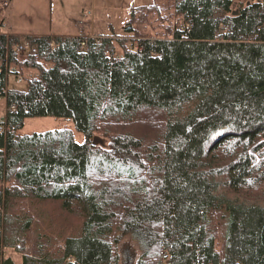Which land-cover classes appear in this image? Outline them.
<instances>
[{"label": "trees", "instance_id": "trees-1", "mask_svg": "<svg viewBox=\"0 0 264 264\" xmlns=\"http://www.w3.org/2000/svg\"><path fill=\"white\" fill-rule=\"evenodd\" d=\"M8 3L0 264H264V0L131 4L121 34L60 36L5 32ZM43 116L74 129L19 131Z\"/></svg>", "mask_w": 264, "mask_h": 264}, {"label": "rangeland", "instance_id": "rangeland-1", "mask_svg": "<svg viewBox=\"0 0 264 264\" xmlns=\"http://www.w3.org/2000/svg\"><path fill=\"white\" fill-rule=\"evenodd\" d=\"M72 1V0H68ZM85 1L88 4V11L84 10L83 12L75 15L65 14L68 10V7H64L62 9L58 8L55 11L54 19L55 22H66V26L68 29H72L71 19H87L92 24L95 22L97 26L101 29H105L106 31H110V27L115 33L121 34L125 31L126 24L124 23L127 19V8L129 5H148L155 0H80V2ZM84 6V7H86ZM64 12V13H62ZM90 13V14H89ZM92 14V15H91ZM88 21V22H89ZM5 26V24H4ZM99 28V29H100ZM71 31V30H68ZM89 32V31H88ZM8 86L10 88H25L26 82L24 80L18 81L14 74H9L8 77ZM6 111V99L3 95H0V119L4 116ZM71 128L74 129L73 122L66 118L61 117H53V116H43V117H31L25 120L23 127L19 130L22 133H30L33 131H43L51 128ZM76 139L78 141L83 140V136L80 132L75 131ZM123 241H129L128 238H125ZM8 254L13 255L14 260L17 263L21 260V255L18 252L13 250H6ZM140 254V250H130L127 251V255H129V259L131 258V262L137 259Z\"/></svg>", "mask_w": 264, "mask_h": 264}, {"label": "crops", "instance_id": "crops-1", "mask_svg": "<svg viewBox=\"0 0 264 264\" xmlns=\"http://www.w3.org/2000/svg\"><path fill=\"white\" fill-rule=\"evenodd\" d=\"M87 4L80 0H9L8 6L4 10L5 32L60 36L79 35L84 30L89 32L97 29L106 31L97 26L95 22L92 24V21L90 22L87 17L86 20L72 18V29H68L65 21L64 23L55 22L54 14L57 7L60 9L68 7L65 14H77L78 16V13L84 10L88 11ZM12 258L14 259L13 255Z\"/></svg>", "mask_w": 264, "mask_h": 264}, {"label": "water", "instance_id": "water-1", "mask_svg": "<svg viewBox=\"0 0 264 264\" xmlns=\"http://www.w3.org/2000/svg\"><path fill=\"white\" fill-rule=\"evenodd\" d=\"M101 142V139L99 136L95 135L92 138V143L93 144H98ZM122 263L123 264H134L133 261L131 262V258L129 259V255H127V252L121 257Z\"/></svg>", "mask_w": 264, "mask_h": 264}, {"label": "built area", "instance_id": "built-area-1", "mask_svg": "<svg viewBox=\"0 0 264 264\" xmlns=\"http://www.w3.org/2000/svg\"><path fill=\"white\" fill-rule=\"evenodd\" d=\"M83 34H89L90 32H88L87 30H84L83 32H82ZM25 48H26V45L25 44H22V45H19L18 47H17V50L18 51H24L25 50Z\"/></svg>", "mask_w": 264, "mask_h": 264}]
</instances>
